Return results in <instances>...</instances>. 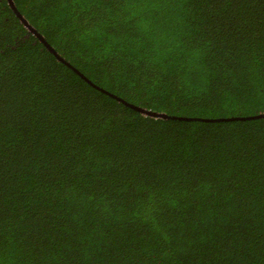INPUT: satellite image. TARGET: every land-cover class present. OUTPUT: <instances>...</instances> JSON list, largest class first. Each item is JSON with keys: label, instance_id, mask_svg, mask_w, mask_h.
Instances as JSON below:
<instances>
[{"label": "trees", "instance_id": "1", "mask_svg": "<svg viewBox=\"0 0 264 264\" xmlns=\"http://www.w3.org/2000/svg\"><path fill=\"white\" fill-rule=\"evenodd\" d=\"M0 0V264H264V0ZM76 71H75V70Z\"/></svg>", "mask_w": 264, "mask_h": 264}, {"label": "water", "instance_id": "2", "mask_svg": "<svg viewBox=\"0 0 264 264\" xmlns=\"http://www.w3.org/2000/svg\"><path fill=\"white\" fill-rule=\"evenodd\" d=\"M9 7L13 10L15 13L16 17L20 20V22L23 24V26L28 30L29 33H31L33 36H35L55 57L57 60L60 62H65L57 53L56 51L45 41L43 36L38 33L33 27H31L28 22L23 18V16L17 11L15 8L13 1L12 0H7ZM75 70V69H74ZM76 71V70H75ZM119 101L123 102L125 105L129 106L130 108H133L134 110L142 113L143 115L152 117V118H162V119H173V120H180V121H186V120H199V121H246V120H256V119H262L264 118V113L263 114H258L255 116H248V117H232V118H227V119H217V120H205V119H190V118H185V117H178V116H169L164 113H157V112H152L140 107H136L133 105H130L128 103H125L124 101L118 99Z\"/></svg>", "mask_w": 264, "mask_h": 264}]
</instances>
